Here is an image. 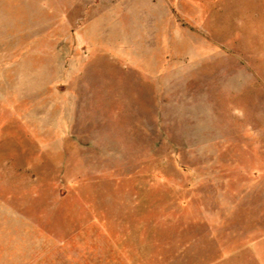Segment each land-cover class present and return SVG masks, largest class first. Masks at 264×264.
I'll return each instance as SVG.
<instances>
[{"label": "rangeland", "instance_id": "rangeland-1", "mask_svg": "<svg viewBox=\"0 0 264 264\" xmlns=\"http://www.w3.org/2000/svg\"><path fill=\"white\" fill-rule=\"evenodd\" d=\"M1 224L264 264V0H0Z\"/></svg>", "mask_w": 264, "mask_h": 264}, {"label": "crops", "instance_id": "crops-1", "mask_svg": "<svg viewBox=\"0 0 264 264\" xmlns=\"http://www.w3.org/2000/svg\"><path fill=\"white\" fill-rule=\"evenodd\" d=\"M0 227H3V224ZM11 236L9 233L0 234V264H91V255H96L98 259L96 264H107L104 259L105 250L100 248L99 244L97 250H91L89 241H74L75 249L67 251L66 255H72L68 257L63 254L59 256L57 248H52L57 246L40 237H18L17 234ZM230 241V239L221 241L220 248H230ZM227 244L229 246L226 247ZM228 253L229 251H226V254ZM108 264H120V261L114 257Z\"/></svg>", "mask_w": 264, "mask_h": 264}]
</instances>
